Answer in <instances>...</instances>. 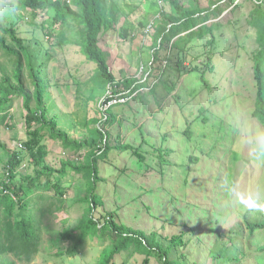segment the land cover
Instances as JSON below:
<instances>
[{
	"label": "rangeland",
	"instance_id": "rangeland-1",
	"mask_svg": "<svg viewBox=\"0 0 264 264\" xmlns=\"http://www.w3.org/2000/svg\"><path fill=\"white\" fill-rule=\"evenodd\" d=\"M212 1L216 0H176V4L171 5L160 0H106L117 23L114 29L100 36V47L117 81L146 82L149 72L145 63L153 53L157 26L167 20L164 14L173 16L178 8L181 11L206 10L212 6ZM238 3L241 6L235 9ZM222 5L225 11L208 24H225L224 35L219 37L223 39L220 46L239 44L240 54L236 62H232V54L238 53L237 48L226 53L228 59L218 57L215 81H222V88L216 92L217 101L213 102L193 74L178 80L177 74L168 70L164 77L178 81L179 86L172 96L166 90H158L163 101L161 110V105L159 107L150 95H144L143 99L114 98L106 104L107 97L115 95L116 88L109 86L101 90L94 86L91 79L94 68L80 46L74 43L63 46L60 35L50 37L47 32L57 33L59 27L49 28L46 13L22 11L0 1V20L6 26L14 24L20 28L33 64L36 68L44 65L48 82L44 101L51 110V117L58 120L59 128L72 139H86L113 105L120 122L106 127L111 132V144L141 148L152 165L153 170H149L146 163L140 164L133 151L114 150L108 159L100 161V176L105 183L100 184L103 206L96 215L114 214L120 224L148 234L157 233L166 245L174 236L184 234L188 241L178 255L187 264H213L211 250L218 236L240 231L243 217L264 223V126L251 117L256 85L250 55L257 47L256 33L246 21L253 3L236 0L231 6ZM124 27L130 32L127 39L122 36ZM79 37L77 30L70 32L69 38L73 41ZM2 54L0 51V64H5ZM167 54L175 60L177 51L172 44L162 51V57ZM161 74L162 71L154 72L156 77H152L151 84L157 83V76ZM1 76L0 70V81ZM223 95L232 107L226 106ZM203 108L211 118L207 124L194 123ZM25 115L23 101L18 99L12 111L11 127L0 126V142L11 150L23 151L20 171L33 175L34 166L23 145L27 137ZM187 120L192 122L195 131V141L191 143L176 132L185 128ZM165 134L169 135L168 144L176 151L172 155L176 165L165 180H161L154 170L152 152L154 146L162 145ZM47 144L51 150L47 162L54 168L60 169L69 160L85 161L86 150L65 152L55 141L47 140ZM195 153L200 163L189 165L188 155ZM184 167L188 169L187 176L183 173ZM69 174L64 180L68 193L63 209L46 217L42 251L33 264H96L111 245L108 238H89L85 247L72 253L76 239L65 242L60 239L61 233L81 222L88 207L84 200L86 179ZM2 177L3 164L0 163V181ZM261 242L264 245V233ZM145 259L146 256L136 254L129 264H144ZM122 261L118 258L119 264ZM150 261V264H161L160 256Z\"/></svg>",
	"mask_w": 264,
	"mask_h": 264
},
{
	"label": "trees",
	"instance_id": "trees-1",
	"mask_svg": "<svg viewBox=\"0 0 264 264\" xmlns=\"http://www.w3.org/2000/svg\"><path fill=\"white\" fill-rule=\"evenodd\" d=\"M0 1L22 11H30L34 14L46 13L49 19L46 24L49 28L59 27L57 33H52L51 30L47 32L50 37L56 38V35H60L59 39L63 46L73 43L80 46L87 62L94 68V72L91 73L94 86L101 90L109 86L116 88L115 95L107 97L106 104L114 98L143 99L144 95H150L160 107L163 101L158 95V90H166L167 94L172 96L179 86L178 81L164 77V73L168 70L174 71L178 80L184 75L193 74L199 78L203 90L213 98V102H216V92L222 88V81H215L219 69L218 57L228 59L226 53L233 52V49L237 48L238 53L232 54V62L239 59V44L227 48L220 46L223 39L219 37L224 35L226 25L220 22L208 24L225 11L226 8L222 4L231 6L236 0L212 1L213 7L206 10L198 8L181 11L178 8L173 16L164 14L167 20L157 26L154 45L151 48L153 53L150 60L145 63L149 76L144 83H137L138 81L131 79L122 83L117 81L107 56L100 47V36L114 29L117 23V17L114 11L107 8L106 0ZM160 1L176 4V0ZM250 1L253 7L246 21L256 33L257 46L250 55L256 85L251 117L264 126V0ZM240 6L238 3L235 9ZM145 26L147 27L148 24ZM195 26L198 27L196 30ZM75 30L80 39L73 41L69 36L70 32ZM129 33V29L124 27L122 36L127 39ZM181 34L184 35L180 36ZM170 44L177 51L175 60L168 54L162 57V51L168 49ZM0 51L3 52L2 57L6 60L5 64H0L2 73L0 126L11 127L12 111L17 100L22 99L27 126V137L23 145L34 166L33 175L22 173L20 168L24 161V152L11 150L0 142V151H2L0 163L3 164V179L0 181V264H33L36 261L44 243L46 217L63 209L65 196L68 193L64 180L70 175L69 173H72L73 177L86 179L87 195L84 200L88 203L81 222L71 230L60 234V239L64 242L76 239L77 244L72 253L85 247L89 238H108L111 240V245L103 251L96 264H119L118 258L123 259L122 264H129L136 254L146 256L144 264H150L154 256H160L161 264H187L178 255L188 241L184 239V234L174 236L166 245L157 233L148 234L120 224L114 214H109L107 217L104 214L101 217L96 215L103 206L99 193L100 184L105 183L100 176L99 162L108 159L112 151H133L140 164L146 163L149 170H153L141 148L111 144V132L106 127H113L120 122L113 105L98 121L99 125L91 130L89 137L83 140L72 139L65 130L59 128L58 120L51 117V110L45 104L44 97L48 82L44 77V65L36 68L33 64L29 47L20 33V28L14 24L6 26L1 20ZM161 71L162 74L157 76V83L151 84L152 77H156L154 72ZM175 96L180 97V94ZM226 98L227 96H222L224 103ZM226 106L232 107V103L228 101ZM210 118L208 110L203 108L194 123L207 124ZM176 132H180L186 142L195 141V131L189 120L183 130ZM168 137L169 135L165 134L162 145L154 146L152 152L155 159L154 170L160 174L161 180H165L170 169L176 165L172 159L176 151L174 152L168 144ZM47 140L59 143L65 152L79 153L86 150L85 161L76 163L69 160L60 169L52 167L47 162L51 153ZM194 146L198 145L194 144ZM188 159L189 165L200 163L196 153L188 155ZM185 168L183 173L185 172L187 176L188 169ZM243 219L240 231H229L223 236H218L211 250L213 264H264V245L261 242L264 223L248 216ZM246 229L248 231H245Z\"/></svg>",
	"mask_w": 264,
	"mask_h": 264
}]
</instances>
